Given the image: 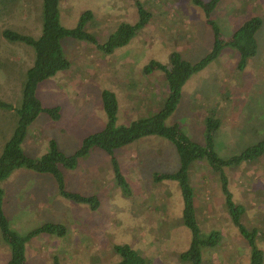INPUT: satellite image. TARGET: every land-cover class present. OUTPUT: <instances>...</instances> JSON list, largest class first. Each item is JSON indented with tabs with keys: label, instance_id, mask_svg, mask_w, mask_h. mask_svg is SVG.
Returning <instances> with one entry per match:
<instances>
[{
	"label": "rangeland",
	"instance_id": "1",
	"mask_svg": "<svg viewBox=\"0 0 264 264\" xmlns=\"http://www.w3.org/2000/svg\"><path fill=\"white\" fill-rule=\"evenodd\" d=\"M43 1L0 0V99L11 104L0 106V156L17 125L27 71L35 59L32 45L9 40L3 31L39 37ZM137 1L150 11L151 20L112 54L90 41L62 39L70 67L44 80L36 91L43 106L60 107V118L42 112L29 125L22 143L27 156L41 158L51 139L63 153L73 154L87 136L104 129L106 89L118 98L117 125L153 116L163 106L169 85L162 70L145 73L144 67L151 60L168 65L174 50L191 61L212 50L213 28L203 8L191 0H60V23L74 27L82 13L91 10L86 30L104 43L121 23L138 21ZM212 16L224 39L252 16L262 17L257 53L238 70L237 50L225 45L217 59L187 81L166 124H179L192 141L202 144L206 117L214 111L222 121L215 149L230 157L264 138V0H220ZM115 153L132 188L130 195L117 183L103 149L93 148L75 168H62L67 190L100 197L97 210L62 196L50 173L22 166L1 182L3 208L13 230L24 235L45 223L67 227L64 237L43 233L32 238L27 264H54V257L61 264H116L121 256L115 245L123 243L151 264H189L179 257L192 238L183 222L180 185L154 179L156 173L179 168L175 145L162 136H145ZM225 170L235 200L246 207L243 223L260 229L258 245L264 250V156ZM190 175L202 236L213 230L221 235L218 246L204 248V264H250V248L225 206L219 175L206 159L194 162ZM10 258L11 248L0 231V264H9Z\"/></svg>",
	"mask_w": 264,
	"mask_h": 264
},
{
	"label": "trees",
	"instance_id": "2",
	"mask_svg": "<svg viewBox=\"0 0 264 264\" xmlns=\"http://www.w3.org/2000/svg\"><path fill=\"white\" fill-rule=\"evenodd\" d=\"M195 5L203 8L205 20L213 28L215 38L211 51L196 61L184 58L179 51H172L169 64L151 60L144 72L150 73L155 69L162 70L169 85L163 106L153 116L133 120L129 125H117L118 98L112 90H103V107L107 115L104 129L87 136L82 146L73 154H66L60 150L55 139L49 141V149L41 158L27 156L22 148L29 125L45 112L53 119L60 118V107H45L36 91L40 83L70 67V61L62 47V39L72 38L90 41L103 50L105 54H112L117 47L126 45L151 20V13L145 9L140 1L138 5L139 19L135 24L121 23L110 34L106 42L99 43L97 37L86 30V25L93 19V12L85 10L76 26L64 27L60 23V0L43 1V27L39 37L20 33L12 29H5L3 35L12 41H22L32 45L35 49L33 65L27 71L23 87L21 108L18 109V121L10 139L5 143L0 156V231L2 237L11 248L9 264H27L26 246L34 237L46 233L64 237L67 227L60 223H45L22 235L10 226L4 211V188L1 182L8 178L16 169L24 166L39 173L52 174L59 187L60 194L69 200L88 205L97 210L101 205L98 195H83L79 192L67 190L62 168H75L81 158L86 157L93 148L103 149L109 155L117 183L123 191L130 195L132 188L120 168V161L115 151L145 136H162L171 141L178 152L180 166L177 170L156 173L154 179L178 181L183 197V222L191 231V243L187 249L180 252L182 261L189 264H204V248L218 246L221 242L220 232L213 230L206 237L197 218L195 190L192 185L190 168L194 162L206 159L211 169L219 175L221 190L224 195L225 206L231 220L239 233L246 239L250 248V264L264 263V250L258 245L260 229L248 227L243 223L246 207L235 200V194L230 188L229 176L226 167H237L245 162H251L264 156V138L257 143L247 146L239 154L222 157L215 149V137L221 126V119L214 111L206 117L204 142L192 141L181 129L179 124L167 125L166 119L177 108L181 100L183 89L187 81L197 72L217 59L225 45L235 48L238 53L237 69L243 70L250 58L258 50L257 33L263 25L260 16H252L246 20L228 39H224L220 28L212 16L220 0H191ZM0 106L11 107V104L0 99ZM264 235V232H263ZM115 251L121 256L116 264H151L145 256L134 249L130 244L115 245ZM54 264H61L58 257H54Z\"/></svg>",
	"mask_w": 264,
	"mask_h": 264
},
{
	"label": "crops",
	"instance_id": "3",
	"mask_svg": "<svg viewBox=\"0 0 264 264\" xmlns=\"http://www.w3.org/2000/svg\"><path fill=\"white\" fill-rule=\"evenodd\" d=\"M38 236H41V234L38 235ZM36 237H37V236H36ZM36 237H35V238H36ZM31 240H32V239H31ZM31 240H30L29 242H31ZM29 242H28L27 244H29ZM51 242H53V240H51L50 243H51ZM50 243H48V244H50ZM52 247H54V246H52ZM54 248H56V247H54ZM27 250H28V247L26 246V251H27ZM26 257H27V252H26Z\"/></svg>",
	"mask_w": 264,
	"mask_h": 264
}]
</instances>
